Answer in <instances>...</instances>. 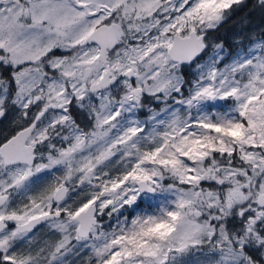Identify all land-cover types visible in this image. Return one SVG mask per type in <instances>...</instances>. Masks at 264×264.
<instances>
[{
	"label": "snow or ice",
	"instance_id": "1",
	"mask_svg": "<svg viewBox=\"0 0 264 264\" xmlns=\"http://www.w3.org/2000/svg\"><path fill=\"white\" fill-rule=\"evenodd\" d=\"M0 264H264V0H0Z\"/></svg>",
	"mask_w": 264,
	"mask_h": 264
},
{
	"label": "trees",
	"instance_id": "2",
	"mask_svg": "<svg viewBox=\"0 0 264 264\" xmlns=\"http://www.w3.org/2000/svg\"><path fill=\"white\" fill-rule=\"evenodd\" d=\"M256 21H258V20H254L253 23L256 22ZM232 23H233V22H229L228 25H225V29H228L229 31H231V24H232ZM222 31H224V29H222Z\"/></svg>",
	"mask_w": 264,
	"mask_h": 264
},
{
	"label": "rangeland",
	"instance_id": "3",
	"mask_svg": "<svg viewBox=\"0 0 264 264\" xmlns=\"http://www.w3.org/2000/svg\"><path fill=\"white\" fill-rule=\"evenodd\" d=\"M258 21L254 22V23H257Z\"/></svg>",
	"mask_w": 264,
	"mask_h": 264
}]
</instances>
